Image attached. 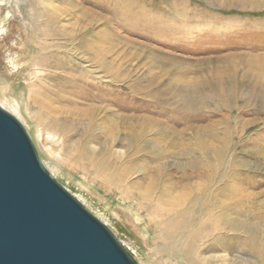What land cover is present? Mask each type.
I'll list each match as a JSON object with an SVG mask.
<instances>
[{"label":"rangeland","instance_id":"374dc122","mask_svg":"<svg viewBox=\"0 0 264 264\" xmlns=\"http://www.w3.org/2000/svg\"><path fill=\"white\" fill-rule=\"evenodd\" d=\"M111 1L109 4L105 0L52 1L71 7L76 12L75 18L87 11L88 18L96 20L93 32L106 27L113 35L112 44L102 54V67L94 60L81 64L88 63L90 67L86 69L98 72L83 75V85L90 87L94 95L107 84L119 90L108 92V98L121 97L120 104H137L142 112L158 118H167L171 112L148 102L143 93L134 100L130 94L134 86L142 92L148 89L152 79L160 87L171 85L176 93H183L184 86L189 89L200 86L204 95L208 94L206 105L197 109L198 113L180 114L181 118H194L198 114L202 119L196 123L205 125L229 117L230 139L220 169L228 160L234 161V173L230 172L229 179L239 185L243 183L242 187L264 199V0H133L132 4L137 2L140 6L141 18H151L149 26L138 27L123 25ZM36 2L0 0V106L21 122L48 172L106 225L138 264H260L248 246L227 252L215 249L221 242L215 232L197 247L187 240L163 238L154 226L162 220L157 204L150 203L146 210L133 207L129 200L110 195L102 179L94 178L87 171L71 170L69 165L74 163L84 141L88 120L68 119L62 113L42 108L33 85L35 61L20 60L26 53L13 52L9 47L15 42L10 24L18 26L24 36L29 32L28 39L39 43L31 27L28 31L25 28L36 18ZM74 51L81 57L80 49ZM38 56L36 64L50 61L44 53ZM96 75H101L106 82L99 81ZM216 85L221 87L227 100L231 99L226 105L220 104L213 94ZM176 106L173 102L169 107ZM224 126L222 121L219 131ZM66 135V140L61 138ZM119 145H114L113 150L121 151L122 145ZM176 157L168 161L178 160ZM214 157L210 150L203 159L214 162ZM171 174L176 175L174 166ZM136 180L138 177L129 183ZM226 183L228 179L223 184ZM200 224L193 227V236ZM226 240L231 244L234 238L228 236Z\"/></svg>","mask_w":264,"mask_h":264},{"label":"bare ground","instance_id":"6f19581e","mask_svg":"<svg viewBox=\"0 0 264 264\" xmlns=\"http://www.w3.org/2000/svg\"><path fill=\"white\" fill-rule=\"evenodd\" d=\"M52 1L37 0L36 18L25 26L26 31L31 27L39 43L28 39L29 32L24 36L18 26L10 24L15 42L9 47L13 52L26 53L20 60L36 62L41 53L50 59L45 64L32 63L37 65L33 85L42 108L55 114L62 113L68 119L88 120L84 141L80 143L74 163L69 165L71 170L87 171L94 178L102 179L110 195L129 200L133 207L146 210L150 203L157 204L162 220L156 221L154 226L163 238L187 240L197 247L215 232L221 241L215 249L235 251L248 246L260 264H264V199L242 187L243 183L239 185L229 179L230 172L231 175L234 173V161L228 160L220 169L230 139L229 117L205 125L196 123L201 118L198 114H193L194 118H181L205 104L208 94L204 95L200 86L198 89L184 86L183 93H176L171 85L160 87L152 79L148 89L141 92L134 86L130 90L134 100L143 93L148 102L170 111L167 118L142 112L137 104H120L121 97L108 98V92L119 90L111 89L107 84L93 95L81 78L90 72H98L93 68L86 69L90 67L88 63L81 64L94 60L102 67V54L112 44L113 35L106 27L93 32L96 20L88 18L87 11L84 16L75 18L76 12L71 7H62ZM110 1L105 0V4ZM132 3L133 0H112L110 5L121 15L119 20L123 25L149 26L151 18H141L140 6L137 2ZM79 49L81 57L74 51ZM94 77L106 82L101 75ZM212 92L222 105L231 100L224 97L217 85ZM173 102L177 106L169 107ZM222 121L225 126L219 131L218 125ZM68 135L61 138L66 140ZM116 144L122 145L121 151L113 150ZM210 150L215 155L214 162L203 159ZM177 155L178 160L168 161ZM172 166L175 177L171 174ZM137 177L138 180L129 183ZM226 179L229 183L223 184ZM197 223H201L200 229L193 236V227ZM226 236L234 238L233 245L227 242Z\"/></svg>","mask_w":264,"mask_h":264},{"label":"water","instance_id":"95a60500","mask_svg":"<svg viewBox=\"0 0 264 264\" xmlns=\"http://www.w3.org/2000/svg\"><path fill=\"white\" fill-rule=\"evenodd\" d=\"M0 264H138L41 162L0 107Z\"/></svg>","mask_w":264,"mask_h":264}]
</instances>
